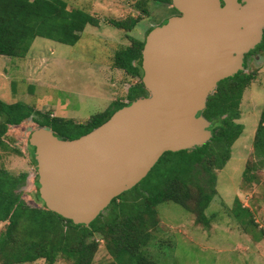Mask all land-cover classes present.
<instances>
[{
	"label": "rangeland",
	"instance_id": "1",
	"mask_svg": "<svg viewBox=\"0 0 264 264\" xmlns=\"http://www.w3.org/2000/svg\"><path fill=\"white\" fill-rule=\"evenodd\" d=\"M64 1L68 10L89 14L98 21V26H86L74 45L36 37L25 56L0 55V101L19 103L35 110L19 126H7L2 139L8 149L0 147V168L15 177L26 174L25 181L15 192L21 194L22 202L16 213L18 226L14 228L22 243L39 241L42 236L52 234L48 229L34 231L45 226V219L55 226L59 221L38 196L33 149L28 144L31 132L39 127L34 120L39 118L35 112H49L51 117L78 125L115 103H127L129 89L139 83L140 78L116 68L115 53L131 45L132 40L142 41L148 29L165 25L178 12L172 4L155 0ZM127 17L140 20L130 32L107 22ZM244 62L241 75H251L252 79L243 89L238 118L234 120L241 126V134L233 143L224 167L216 169L214 166L206 172L187 155L188 150L166 151L136 185L121 193L122 202H139L142 200L139 193L154 192L166 179L176 176L199 184L206 193L215 190L204 212L207 226L197 218L196 208L191 203L193 210L190 211L172 201L157 206V226L151 231V244L143 252L150 258L155 254L157 259H153L158 264H264V155L256 154L253 145L264 112V51L247 55ZM214 126L211 122V128ZM58 136L73 140L77 134L76 130H69ZM212 145V149L223 153L219 144ZM213 175L212 184L209 179ZM110 205L101 211L100 219L111 215L114 207ZM239 206L249 213H242ZM0 210L6 211L2 206ZM7 225L8 222H0V235L5 234ZM80 229L82 227H73L72 232L76 235ZM94 240L98 248L92 264L112 261L100 235L89 237V241ZM14 243V248L20 244L16 239ZM152 243L158 247H153ZM26 254L27 251H16L15 257ZM17 264L46 263L39 259ZM55 264H72V261L59 253Z\"/></svg>",
	"mask_w": 264,
	"mask_h": 264
},
{
	"label": "water",
	"instance_id": "2",
	"mask_svg": "<svg viewBox=\"0 0 264 264\" xmlns=\"http://www.w3.org/2000/svg\"><path fill=\"white\" fill-rule=\"evenodd\" d=\"M171 0L180 13L152 29L141 52L147 95L73 140L33 130L38 196L44 207L89 225L132 188L166 151L190 150L212 136L202 116L217 84L243 69L262 40L264 0Z\"/></svg>",
	"mask_w": 264,
	"mask_h": 264
},
{
	"label": "trees",
	"instance_id": "3",
	"mask_svg": "<svg viewBox=\"0 0 264 264\" xmlns=\"http://www.w3.org/2000/svg\"><path fill=\"white\" fill-rule=\"evenodd\" d=\"M155 1L171 4V0ZM139 21V18L127 17L123 20L110 19L107 22L119 30L130 32ZM88 25L98 26V21L81 10H68L64 0H0V55L25 56L36 37L74 45L79 40L80 33ZM151 30L148 29L146 35ZM144 43L145 38L142 41L132 40L131 45L119 49L113 57L116 68L140 78L139 83L129 89L127 103H115L104 112L91 117L85 124L78 125H72L57 116L51 117L49 112L36 111L39 118L34 120L38 126L51 129L60 139L62 138L58 136L59 134L76 130L77 136L73 139H77L106 122L118 109L144 97L147 94L142 83L141 69V52ZM259 50L264 51V32L259 45L248 55ZM241 74L242 70H239L233 76L220 81L215 93L207 98L202 116L215 125L211 131L212 136L202 146L188 150L187 155L194 158V163L201 164L206 172H210L211 167L214 166L216 169L224 167L229 160L233 143L241 134V126L234 120L238 118L243 89L251 83L252 79L251 75ZM34 111L30 106L22 107L19 103L6 104L0 101V147L2 149H8L2 139L7 126H19ZM213 143L219 144L223 148V153L212 149ZM253 145L256 154L264 155V112L255 131ZM32 152L34 153V150ZM247 170L248 168L244 176ZM25 178V173L15 177L0 168V206L6 210L5 212L0 210V222H8L5 234L0 235V264L29 263L39 259L44 260L46 264H55L59 253L67 261H72V264H92L98 243L95 240L89 241V237L95 234L100 235L104 240L105 247L112 258V261L105 264H158L153 259L154 257L157 259L155 254L153 258H150L143 252V249L151 244L153 239L151 231L157 226V206L163 202L172 201L190 211L193 210V208L190 209L191 203L196 208L197 218L204 226H207L208 221L204 212L210 204L212 195L215 194L214 189L206 193L203 187L188 179L180 176L170 177L156 191L146 195L139 193L142 197L139 202L126 204L122 202L123 194H120L110 202V206L114 207L111 215L102 220L100 213L89 225H75L71 220L56 214L59 217L56 226L45 219V226L41 225L34 230L35 232L44 229L52 230L50 236H42L39 241L22 243L14 228L18 226L16 213L22 202L21 194L15 192ZM214 180L213 175L209 181L213 184ZM239 208L242 213L245 211L249 213L248 209L242 206ZM68 226L71 230H68ZM73 227H82V229L74 235ZM56 235H59V239H56ZM15 239L20 243L16 248L12 245ZM153 245L158 247L156 244ZM16 251L19 253L27 251V254L17 258Z\"/></svg>",
	"mask_w": 264,
	"mask_h": 264
},
{
	"label": "flooded vegetation",
	"instance_id": "4",
	"mask_svg": "<svg viewBox=\"0 0 264 264\" xmlns=\"http://www.w3.org/2000/svg\"><path fill=\"white\" fill-rule=\"evenodd\" d=\"M238 2H239L240 4H243V3L241 2V0H238ZM176 15L178 16V15H180V13H179V12H176ZM263 32H264V28H263ZM263 32H262V35H263ZM253 50H254V49H253ZM253 50H251V51H253ZM251 51H250V52H251ZM248 53H249V52H248ZM248 53L244 55L243 62H244L245 57L248 55ZM243 64H245V62H244ZM203 111H204V110H203ZM209 122H210V121H209ZM211 129H213V128H211V122H210V128H209V130H211ZM211 131H212V130H211Z\"/></svg>",
	"mask_w": 264,
	"mask_h": 264
}]
</instances>
